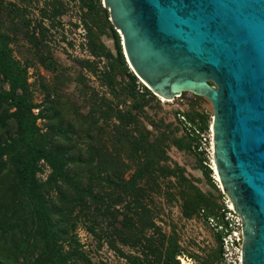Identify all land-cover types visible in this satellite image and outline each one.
Segmentation results:
<instances>
[{"label":"trees","instance_id":"obj_1","mask_svg":"<svg viewBox=\"0 0 264 264\" xmlns=\"http://www.w3.org/2000/svg\"><path fill=\"white\" fill-rule=\"evenodd\" d=\"M17 1L30 7L36 0ZM68 1L78 2L89 19L84 25L92 55L101 56L97 41L111 31L115 53L105 54L113 71L108 83L114 88L116 74L127 77L136 111L110 108L106 120L117 122L106 142L100 135L88 149L78 147L74 137L84 132V119L66 107L39 108L27 70L14 58L12 37L0 22V264H96L79 239L81 224L126 264H182L188 254L176 227L164 220L166 207L177 200L186 219L203 212L206 219L218 220L217 227L227 225L228 210L220 196L205 192L183 168L172 166L168 134L151 139L142 114L157 96L136 91L138 78L129 70L120 35L102 0ZM20 4L0 19L16 18L18 25L29 28L32 20ZM62 5L63 0H45L36 26L41 37L33 35L31 41L45 37V20ZM84 67H91L90 62ZM178 114L194 139L209 132V115ZM205 168L210 175L212 170ZM170 184L174 188L167 187ZM223 236L224 231L216 232L218 254L202 264L222 262Z\"/></svg>","mask_w":264,"mask_h":264},{"label":"water","instance_id":"obj_2","mask_svg":"<svg viewBox=\"0 0 264 264\" xmlns=\"http://www.w3.org/2000/svg\"><path fill=\"white\" fill-rule=\"evenodd\" d=\"M103 3L154 95L211 102L215 164L243 220L242 264H264V0Z\"/></svg>","mask_w":264,"mask_h":264},{"label":"rangeland","instance_id":"obj_3","mask_svg":"<svg viewBox=\"0 0 264 264\" xmlns=\"http://www.w3.org/2000/svg\"><path fill=\"white\" fill-rule=\"evenodd\" d=\"M19 4L17 0H0V17L4 14L7 16L8 11H12ZM102 4L104 7L103 0ZM20 6L26 8L27 18L32 20L29 28L18 25L19 20L15 18L13 21L12 17L5 22L0 19V22H3L2 29L8 31L12 37L11 47L14 58L27 70L29 88L35 103L41 110L48 111L51 108L66 107L77 119H84V132L74 137L78 147L88 149L100 135L106 142L109 133L113 131V123L117 122L106 120L110 108L135 112L137 104L128 95L130 87L127 77L122 78L116 74L112 81L114 88L108 83L112 79L110 76L113 71H110L111 61L105 54L108 51L115 53L111 31H107V34L97 41L101 56L92 55L88 32L84 25L85 20L89 22V19H85V10L78 2L63 0L59 11L53 12L50 20L44 22L47 27L45 37L40 39V42H33L30 39L33 35L41 37L36 26L41 19L40 10L45 8V0H36L30 7H23L21 4ZM116 32L120 35L124 53L122 36L119 30L116 29ZM87 61L91 64L90 69L84 67V62ZM128 67L130 72L136 75L129 64ZM136 77L138 78L136 91L140 95L147 94V91L152 93L137 75ZM210 84L214 86L213 83ZM178 112L209 115V132L204 133L205 138L200 133L199 139L187 134L180 123L183 117ZM142 115L147 118L144 122L153 134L152 140H156L162 134L169 135L168 155L172 166L177 164L183 168L186 175L205 192L210 191L215 196H220L219 202L230 210L229 205L231 206L232 203L224 194L213 165L215 160L212 150L211 102L206 98L199 100L191 92L183 93L170 102H165L157 96V100H151L146 104ZM41 124L44 126L45 122L42 121ZM191 147H195V151ZM205 167L212 170L210 175ZM48 174L49 170L42 177L46 178ZM167 187L174 188L172 184ZM166 208L164 220L167 224L176 227L181 245L188 254V257L181 258V262L186 259L191 260L193 264H202L209 255L216 257L218 254L216 232L224 231L225 225L222 228L217 227L218 220L206 219L204 214L186 219L181 213L177 200H173ZM78 236L87 255L96 264H126V261L117 256L105 243L101 244L96 240L82 224L79 225Z\"/></svg>","mask_w":264,"mask_h":264},{"label":"built area","instance_id":"obj_4","mask_svg":"<svg viewBox=\"0 0 264 264\" xmlns=\"http://www.w3.org/2000/svg\"><path fill=\"white\" fill-rule=\"evenodd\" d=\"M199 134V132H197ZM203 138L204 134H201ZM226 212L227 225L222 238V264H242L244 247L243 220L235 209L230 208ZM203 212L200 213L203 216ZM213 220V219H209ZM222 228V226H221Z\"/></svg>","mask_w":264,"mask_h":264},{"label":"bare ground","instance_id":"obj_5","mask_svg":"<svg viewBox=\"0 0 264 264\" xmlns=\"http://www.w3.org/2000/svg\"><path fill=\"white\" fill-rule=\"evenodd\" d=\"M132 69H133V68H132ZM133 70H134V69H133ZM141 80H142V79H141ZM142 81H143L142 83H144V84H145L150 90H152L144 80H142ZM160 98L163 99L165 102H170V101H172V99H171V100H170V99H167V98H165V97H163V96H161V95H160ZM212 132L214 133L213 125H212ZM212 150H213V154H214V139H213V143H212ZM214 162H215V161H214ZM213 165H214V169H215L216 177H217V179H218V181H219V183H220V185H221V187H222V184H221V181H220V176H219V174H218V170H217L216 164L213 163ZM222 188H223V187H222ZM231 206H233V204H231ZM231 206H230V208H231ZM232 209H234V206H233ZM182 263H183V264H193V262H192L191 260H186V259H183V260H182Z\"/></svg>","mask_w":264,"mask_h":264}]
</instances>
